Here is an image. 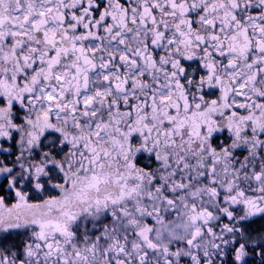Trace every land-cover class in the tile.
<instances>
[{
	"label": "snow or ice",
	"instance_id": "snow-or-ice-1",
	"mask_svg": "<svg viewBox=\"0 0 264 264\" xmlns=\"http://www.w3.org/2000/svg\"><path fill=\"white\" fill-rule=\"evenodd\" d=\"M0 141V264H264V0H0Z\"/></svg>",
	"mask_w": 264,
	"mask_h": 264
},
{
	"label": "flooded vegetation",
	"instance_id": "flooded-vegetation-1",
	"mask_svg": "<svg viewBox=\"0 0 264 264\" xmlns=\"http://www.w3.org/2000/svg\"><path fill=\"white\" fill-rule=\"evenodd\" d=\"M188 63H192L194 67L196 66L195 62H188ZM219 95H220V92L218 89H212V90L206 89L205 90V99L206 100L216 99L219 97ZM237 111H239L240 114H245L244 110H242V109H237ZM228 114H229L228 112H225V117H220L219 115H217L214 118L218 121L219 124L223 125L224 123H226V116ZM213 142H214V145L219 144V143L229 144L231 142L230 133L227 130H225L221 133H216L214 135ZM0 143H2V141H0ZM4 146L8 147L9 145L5 144ZM241 151H242L241 149H238L237 154H239ZM0 160L5 161L6 163H10L11 161L14 160V155H9L7 153H0ZM147 164H148V160L146 157L141 156L138 159V165L139 166L144 167V166H147ZM0 181H2V177H0ZM53 182H55V181H53ZM24 190L28 192L30 202H33V203L42 202L44 199H47L50 196H58L60 194L59 190L51 189V188H48V190L43 192V193L37 192L30 187L26 188ZM0 195L5 197L6 203L9 206L12 203L16 202L14 192H10V190H8L6 188L3 190H0ZM250 230H252V231L264 230V220H257L254 224H252L250 226ZM18 231L24 233V235L13 236L9 239V241H7L8 243H19V242L27 239V235H28L27 230H18Z\"/></svg>",
	"mask_w": 264,
	"mask_h": 264
}]
</instances>
